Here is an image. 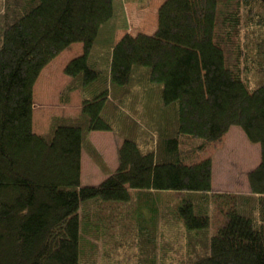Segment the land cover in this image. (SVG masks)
<instances>
[{
	"label": "trees",
	"instance_id": "16d2710c",
	"mask_svg": "<svg viewBox=\"0 0 264 264\" xmlns=\"http://www.w3.org/2000/svg\"><path fill=\"white\" fill-rule=\"evenodd\" d=\"M150 1L0 0V264H264V0H164L129 33ZM78 43L61 103L80 91L81 112L38 134L36 83ZM234 127L260 147L247 195L214 193L200 158ZM93 132L123 140L116 171Z\"/></svg>",
	"mask_w": 264,
	"mask_h": 264
},
{
	"label": "rangeland",
	"instance_id": "374dc122",
	"mask_svg": "<svg viewBox=\"0 0 264 264\" xmlns=\"http://www.w3.org/2000/svg\"><path fill=\"white\" fill-rule=\"evenodd\" d=\"M163 1L164 0H151L149 5L144 9H140L136 3L127 4L126 8L130 28L134 32L142 31L140 32L142 34L151 33L152 29H155L157 22L156 12ZM123 34L124 32H119V38ZM83 50V44L81 43L72 45L71 47L66 49L58 58L52 61L42 72L39 80L36 83L34 91V98L38 103L37 109L40 115V125H45V123H43V120L47 122L49 117L54 114L55 107L53 105H50V101L51 99L55 100L59 97L58 93L69 80V77L66 76L63 71L62 65L67 64L69 59H74L75 57H77L74 52L78 51L83 53ZM46 74L48 75L47 78ZM78 105L79 104L77 103L76 107ZM66 114L69 115L70 113L68 112ZM260 154L261 153L259 145L251 144L243 131L238 127H234L230 130L226 137V140L222 145L218 147L209 146L205 152H201V159L210 157L213 160V192L243 195L250 194L247 175L250 171L256 168L258 163H260ZM89 161L90 158H88V163L85 166L87 172H89L91 164ZM81 182L83 186H93L97 184H87V180L85 179V177H81ZM162 199L163 200H161V202L163 205H160V207L171 214L175 206H173L174 204L172 203L169 204L168 201L172 199V197L164 194L162 195ZM215 228L216 226L214 225L213 230H215ZM172 241L174 242V246L170 247H172V252L176 253V249H178V240L176 235L174 236V240ZM165 245H167L166 242ZM135 250L137 252H140V250L138 249ZM100 253H103V249L100 250ZM176 258L177 256H175L174 259Z\"/></svg>",
	"mask_w": 264,
	"mask_h": 264
},
{
	"label": "crops",
	"instance_id": "0c3cea01",
	"mask_svg": "<svg viewBox=\"0 0 264 264\" xmlns=\"http://www.w3.org/2000/svg\"><path fill=\"white\" fill-rule=\"evenodd\" d=\"M154 30L155 29L153 28L151 33H153ZM140 32H142V31H138V32L135 31L134 32L131 28L129 31V33H131V34H138ZM151 33H147V34H151ZM119 36H118V39H121V37L123 35L120 38H119ZM74 54H76V56L79 57L83 53L77 51V52H74ZM77 57H75V58H77ZM71 60H73V59L72 58L69 59L68 63ZM67 64L62 65L63 71H64ZM47 76L48 75L46 74V78H47ZM69 82H70V78L67 81V83L65 84V86H63V88L58 93L59 97L55 100L51 99L50 105H53L55 107L56 112L54 111V114H52V116L49 117L47 122H45V120H43V123H45V125L39 124L40 115H39V112L37 109L38 103L35 101L34 114H33V124H34V131L36 133H38V134L48 133L49 128H50V122H51L53 117L75 118L80 114L81 109H82V100H81L80 91H76L75 93L72 94L70 103L65 104V105L61 103L62 90L66 87V85ZM77 103L79 105L76 107ZM37 112H38V114H37ZM68 112L70 113L69 115L66 114ZM90 140H91L92 144L94 145V147L96 148V150L102 156V158H103L105 164L107 165L109 171L110 172L116 171L118 166H119L118 151H119V149L123 143V140H121L114 133H110V132H93L90 135ZM88 158H90L89 155L87 153H83V156H82V176L81 177L82 178L85 177V179L87 180V184L97 183L96 185H93V186H97L98 184H101L108 177V175L105 174L101 170V168H99L94 163V161L91 158L89 161L91 163L90 169H89V172H87L85 166L88 163ZM258 165H259V163H258ZM171 200L172 199H170L169 201H171Z\"/></svg>",
	"mask_w": 264,
	"mask_h": 264
}]
</instances>
